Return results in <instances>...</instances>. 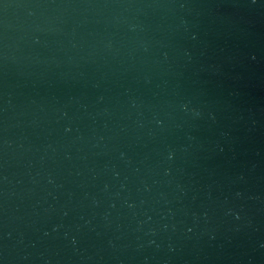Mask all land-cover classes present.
I'll list each match as a JSON object with an SVG mask.
<instances>
[{
	"label": "water",
	"instance_id": "water-1",
	"mask_svg": "<svg viewBox=\"0 0 264 264\" xmlns=\"http://www.w3.org/2000/svg\"><path fill=\"white\" fill-rule=\"evenodd\" d=\"M0 264H264V0H0Z\"/></svg>",
	"mask_w": 264,
	"mask_h": 264
}]
</instances>
